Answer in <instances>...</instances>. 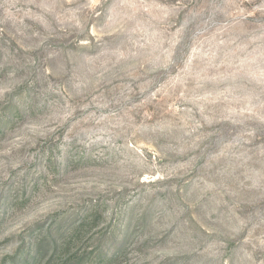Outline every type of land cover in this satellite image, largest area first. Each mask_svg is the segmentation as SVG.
<instances>
[{"label": "rangeland", "instance_id": "374dc122", "mask_svg": "<svg viewBox=\"0 0 264 264\" xmlns=\"http://www.w3.org/2000/svg\"><path fill=\"white\" fill-rule=\"evenodd\" d=\"M0 264H264V0H0Z\"/></svg>", "mask_w": 264, "mask_h": 264}, {"label": "trees", "instance_id": "16d2710c", "mask_svg": "<svg viewBox=\"0 0 264 264\" xmlns=\"http://www.w3.org/2000/svg\"><path fill=\"white\" fill-rule=\"evenodd\" d=\"M95 215H96L95 217L90 216L88 219H91V220H93V222H95L98 219L97 214H95ZM81 226H83V225L79 224V225H77V227H74L73 232H76L79 228H81Z\"/></svg>", "mask_w": 264, "mask_h": 264}]
</instances>
